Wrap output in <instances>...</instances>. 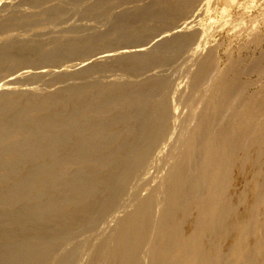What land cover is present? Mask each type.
<instances>
[{
  "label": "bare ground",
  "instance_id": "1",
  "mask_svg": "<svg viewBox=\"0 0 264 264\" xmlns=\"http://www.w3.org/2000/svg\"><path fill=\"white\" fill-rule=\"evenodd\" d=\"M0 264H264V0H0Z\"/></svg>",
  "mask_w": 264,
  "mask_h": 264
}]
</instances>
